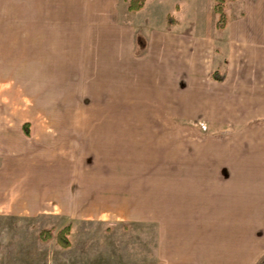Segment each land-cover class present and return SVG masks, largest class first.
<instances>
[{"label":"rangeland","instance_id":"rangeland-1","mask_svg":"<svg viewBox=\"0 0 264 264\" xmlns=\"http://www.w3.org/2000/svg\"><path fill=\"white\" fill-rule=\"evenodd\" d=\"M23 1L0 0V18L12 24L0 23V48L12 46L9 56L0 53V66L12 71L8 84H0V113H12L15 138L44 143L28 147L23 155L32 159L24 161L20 171L27 177L26 185H12V199H28L26 211L18 213L21 209L16 206L9 211L7 203L0 205V264H153L151 224L119 215L111 210V202L105 204L109 209H100L101 201L96 199L112 200L122 187L125 195L136 191L137 196H147L149 188L139 194L142 185L164 178L169 163L180 160V149L190 153L195 141L216 134L212 108L191 105L190 97L180 98L175 90H185L189 78L202 70L208 81L216 83L212 77L216 54H223L218 41L228 30L216 26L215 0H147L141 11H130L128 0H117L118 14L111 19L112 4L105 0H31L39 2V11ZM240 5L226 0L227 23L228 15L229 19L239 11L245 15ZM39 16L62 21L60 56L53 60L36 57L31 49L26 57L21 47L22 23ZM74 17L83 18V25H76ZM109 19L115 25L130 24L127 32L118 33L124 52L117 50L114 56L95 49L103 35L115 34L114 27L107 32ZM33 29L36 36L37 27ZM6 33L9 41L4 42ZM30 43L36 46V38L28 41L29 47ZM45 44L53 48L56 42L45 38ZM199 44L205 64L193 58ZM53 61L56 72L41 73ZM180 62H191L192 69L178 66ZM170 131L175 133L166 141H172L174 151L165 148L164 135ZM17 132L22 133L17 136ZM55 163L65 170L53 171ZM57 202L75 216L58 210ZM140 203L147 205V201ZM85 209L92 216L82 215ZM67 225L71 244L64 247L56 235ZM45 228L55 236L41 239ZM259 264H264V258Z\"/></svg>","mask_w":264,"mask_h":264},{"label":"crops","instance_id":"crops-1","mask_svg":"<svg viewBox=\"0 0 264 264\" xmlns=\"http://www.w3.org/2000/svg\"><path fill=\"white\" fill-rule=\"evenodd\" d=\"M30 1L23 2L25 5L36 6L37 11L41 10L39 2ZM105 1L112 4L111 19L115 13L118 14L119 1L116 0L114 5V0ZM235 2L241 4L245 15L242 16L240 11L230 19L228 15V23L220 28L228 32L224 39L218 41L223 54H216V70L213 73L222 76L223 80L216 79V83H212L206 79L205 70H202L201 73H195L199 75L189 78L185 90L175 88L180 98H191V105L212 108L211 121L216 134L207 136L204 141H195V149L190 153L180 149L181 157L175 164L171 157L170 166L166 168L170 172L164 178H152L147 186L142 185L139 194L150 189L147 196L142 195L146 198L141 199L136 191L125 195L122 187L120 195L118 193L112 200L106 196L96 199L101 201L98 204L100 209H109L105 204L111 202V210L119 215L131 216L142 224L146 221L151 224L148 228L153 236L150 244L153 264H259L264 258V0ZM145 5L138 11L144 10ZM36 14L39 15V12ZM81 19L74 17V23L83 25ZM0 23L9 24V27L12 25L3 18H0ZM47 23L53 28H48ZM61 24L62 21L54 16L26 19L22 23L25 28L21 29V47L25 49L26 57L30 49L36 57L43 59L53 60L60 56ZM108 26H111L107 28L109 34L113 27L117 32L114 34L112 31L111 38L104 33L109 36L103 35L104 38L99 39L95 49L101 52L108 50L114 56L117 50L124 52L123 37L118 33L121 30L127 32L130 24L125 21L115 25L110 20ZM35 27L37 37L33 29ZM47 28L50 33L45 36ZM9 31L11 29L7 33ZM7 33L4 42L9 41ZM70 34L69 41L72 39ZM35 38L36 46L32 48L30 43L29 47L28 41ZM45 38L56 42L53 48L44 45ZM201 42L203 45L205 38L202 37ZM200 46L193 58L199 57L198 63L205 64V54ZM9 49H12L11 44H5L4 50L0 48V53L7 54ZM164 62L165 67L167 63ZM183 63L180 62L178 66L186 65L192 69L193 64L189 67L191 62ZM193 63L197 65L195 60ZM48 64L44 67L47 69H42L41 73L56 72L53 69L57 67L55 62ZM8 73L12 71L4 65L0 66V84H8L11 80ZM11 95L14 96L13 92ZM7 105L12 107L10 103ZM12 118L11 112L0 113V205L7 203L9 211L16 206L21 209L16 212L21 213L23 209L26 211L24 202L27 203L28 199L23 196L12 199V185H26L27 177L20 171L26 165L25 162L32 159L27 160L26 155L24 159L23 155L27 153L28 147L43 144L44 140L29 143L18 136L22 132H17L18 138H15L16 134L11 131ZM172 132L175 133L170 131L164 135L165 142L169 144H165L168 151H174L172 141H166L173 137ZM176 147L177 153L180 145ZM3 159L7 163L3 164ZM60 169L65 170L62 165L53 164V171L59 172ZM172 170L176 171L173 173ZM133 201L136 202L132 204ZM145 201L147 205L140 203ZM12 202L19 204L13 205ZM57 207L60 211H66L68 216H75L70 208L62 209L61 202H57ZM76 207L74 201V211ZM91 212L85 209L82 215L92 216Z\"/></svg>","mask_w":264,"mask_h":264},{"label":"trees","instance_id":"trees-1","mask_svg":"<svg viewBox=\"0 0 264 264\" xmlns=\"http://www.w3.org/2000/svg\"><path fill=\"white\" fill-rule=\"evenodd\" d=\"M225 2L226 0H215L214 4V11L219 14L218 21L216 23V26L218 28H224L227 23V14L225 11ZM146 3V0H129L128 9L130 11H138L141 8L144 7ZM213 77L218 80H223L222 76H217L216 72L213 73ZM25 133L29 134L30 130L28 127V123L24 125ZM70 225L65 226L63 229H61L57 235L56 239L57 241L64 247H68L71 242L68 238V235L70 233ZM55 235L53 233V230L51 228H45L40 232V238L43 240H49L53 238Z\"/></svg>","mask_w":264,"mask_h":264}]
</instances>
